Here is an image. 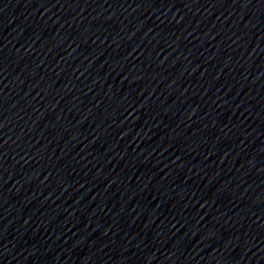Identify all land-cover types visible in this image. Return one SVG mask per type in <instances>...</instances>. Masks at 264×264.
<instances>
[{"label":"water","instance_id":"obj_1","mask_svg":"<svg viewBox=\"0 0 264 264\" xmlns=\"http://www.w3.org/2000/svg\"><path fill=\"white\" fill-rule=\"evenodd\" d=\"M0 264H264V0H0Z\"/></svg>","mask_w":264,"mask_h":264}]
</instances>
